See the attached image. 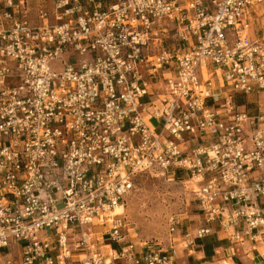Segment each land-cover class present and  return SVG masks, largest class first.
I'll list each match as a JSON object with an SVG mask.
<instances>
[{
  "label": "built area",
  "instance_id": "obj_1",
  "mask_svg": "<svg viewBox=\"0 0 264 264\" xmlns=\"http://www.w3.org/2000/svg\"><path fill=\"white\" fill-rule=\"evenodd\" d=\"M139 175L185 248L264 245V0H0V264H170L114 214Z\"/></svg>",
  "mask_w": 264,
  "mask_h": 264
},
{
  "label": "rangeland",
  "instance_id": "obj_2",
  "mask_svg": "<svg viewBox=\"0 0 264 264\" xmlns=\"http://www.w3.org/2000/svg\"><path fill=\"white\" fill-rule=\"evenodd\" d=\"M211 70V67H209ZM184 179L166 175H139L134 189L125 200L123 216L128 222L130 240L137 248L169 251L182 250L180 233H168L167 217L182 214L184 232L199 226L197 210L191 194L184 188Z\"/></svg>",
  "mask_w": 264,
  "mask_h": 264
},
{
  "label": "crops",
  "instance_id": "obj_3",
  "mask_svg": "<svg viewBox=\"0 0 264 264\" xmlns=\"http://www.w3.org/2000/svg\"><path fill=\"white\" fill-rule=\"evenodd\" d=\"M53 1L30 0L34 8L41 5L51 7ZM214 232L197 241L193 247L168 251L170 264H264V245L249 241L233 244L216 230ZM205 241L208 243L206 248L203 247Z\"/></svg>",
  "mask_w": 264,
  "mask_h": 264
},
{
  "label": "bare ground",
  "instance_id": "obj_4",
  "mask_svg": "<svg viewBox=\"0 0 264 264\" xmlns=\"http://www.w3.org/2000/svg\"><path fill=\"white\" fill-rule=\"evenodd\" d=\"M124 210H125V207H122L121 205H119L116 207L114 214H119L121 212H124Z\"/></svg>",
  "mask_w": 264,
  "mask_h": 264
},
{
  "label": "trees",
  "instance_id": "obj_5",
  "mask_svg": "<svg viewBox=\"0 0 264 264\" xmlns=\"http://www.w3.org/2000/svg\"><path fill=\"white\" fill-rule=\"evenodd\" d=\"M203 247L206 248V246L208 245V243H206V241L203 243Z\"/></svg>",
  "mask_w": 264,
  "mask_h": 264
}]
</instances>
